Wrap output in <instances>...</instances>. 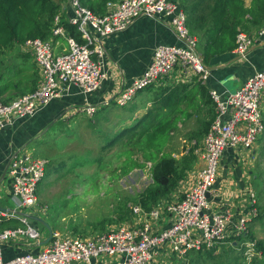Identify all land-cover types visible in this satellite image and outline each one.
I'll use <instances>...</instances> for the list:
<instances>
[{
    "label": "built area",
    "instance_id": "2783aa9c",
    "mask_svg": "<svg viewBox=\"0 0 264 264\" xmlns=\"http://www.w3.org/2000/svg\"><path fill=\"white\" fill-rule=\"evenodd\" d=\"M71 14L67 17L76 26L84 42L69 35L60 25V14L55 16L52 37L28 38L20 49L30 53L38 69L39 78L33 90L16 96L8 102L0 100V129L11 125L15 118L34 115L52 99L60 98L70 86H76L87 95L96 90L107 77L103 69L102 39L125 29L139 16L166 19V24L182 42L181 45H157L151 62L130 86L115 96L116 104H127L141 89L152 83L164 82L173 71L196 76L205 81L210 75L197 50V41L186 24V15L171 0L107 1L106 11L96 14L80 0H66ZM264 35V24L252 34L240 30L236 34L234 53L239 60H247L255 36ZM66 41V48L55 52L53 37ZM215 115L204 134L196 154L201 161L193 184L175 200L162 201L145 211L141 206H130L137 217L132 226L121 225L108 231L79 237L52 229L50 240L31 216L41 217L44 206L37 200L38 183L45 173L47 161L28 152L14 154L8 164L11 178L10 208L0 207V224L16 220L17 224L0 230V264H182L194 251L221 248L231 237L241 238L247 244V264L261 258L256 241L248 238L249 223L258 209L251 200L247 213L237 215L230 206L213 208L211 197L220 159L227 150H250L264 131V68L250 74L234 91H208ZM92 116L95 108H75L73 112ZM252 197L253 194L248 192ZM164 221L165 225L155 226ZM27 243V250L4 259L3 245ZM39 244L37 250L29 247Z\"/></svg>",
    "mask_w": 264,
    "mask_h": 264
},
{
    "label": "crops",
    "instance_id": "0c3cea01",
    "mask_svg": "<svg viewBox=\"0 0 264 264\" xmlns=\"http://www.w3.org/2000/svg\"><path fill=\"white\" fill-rule=\"evenodd\" d=\"M92 1L102 2L103 0ZM107 1L115 2L119 0ZM171 1L177 3L181 9L179 0ZM243 2L244 6L248 8L252 0H243ZM106 9L105 4L104 12ZM66 13L68 16L71 14L69 7ZM187 28L189 30V27ZM258 28L252 27L248 31L254 34ZM191 35L198 41L196 35ZM52 40L55 52H60L66 48V41L63 37L55 36ZM102 44L104 47L103 69L106 71L107 77L96 90L84 95L76 86H70L67 93L60 98L52 99L34 115L15 118L11 125L0 129V207L10 208L13 204L11 201V178L8 175V164L14 154L18 152L30 153L31 147L38 139V133L48 129L58 117L72 115L75 108L92 106L95 108L93 114L95 115L100 109L107 107L113 101L115 102L116 94L130 86L145 71L151 62L153 51L157 45H181L182 42L166 24V19L139 16L125 29L104 37ZM204 64L210 71V75L205 81L198 79L196 76L183 74L177 69L164 82L152 83L148 88L139 90L128 102L130 103L140 96L143 90L149 92L146 96L144 95V106L136 107L132 115L124 120H129L128 122H130L140 109H144L142 113L144 114L152 107L153 97L159 89L171 86L177 89V96L174 101L177 109L174 115L177 128L171 132L172 138L175 134H186L187 140H184L182 149H180L181 155L186 153L193 145H197L193 150L196 160L192 164V169L187 172L173 192L171 198L173 200L178 199L184 191L189 189L193 184L198 168L202 164L196 154V149L201 147L204 135L196 141L192 138L191 133L196 129L199 121L208 120L215 112L213 102L209 101L208 91L214 89L223 94L231 92L239 88L250 74L264 68V35L261 37L255 36L254 42L248 51L247 60H239L233 48L211 56ZM38 78L39 73L37 81ZM162 112L169 113L170 110L167 108L162 110ZM93 115L88 116L83 113V116L88 117L87 119H91ZM261 137L264 139L263 135L260 136L252 149L227 150L221 157L214 183L215 193L211 197L215 210H220L222 205L228 204L237 215L245 214L251 208V200H254V206L256 204L255 207L259 212V206L261 207L264 204V199H262L263 191H261L259 186V169H256L253 163L257 164L264 150V143H261ZM185 142L188 145H185ZM249 191L253 194L252 197L248 193ZM35 222L44 227L39 221L35 220ZM263 222L264 214L258 216L257 213L249 223V234L252 238L257 236V243L262 242V246H264V239L261 236V225ZM16 224V220L4 221V223L0 224V230ZM164 225V221L155 224L157 227ZM27 245L25 242L4 244V259L26 251ZM39 246V244H31L29 247L37 250ZM178 260L182 264L187 263V257Z\"/></svg>",
    "mask_w": 264,
    "mask_h": 264
},
{
    "label": "rangeland",
    "instance_id": "374dc122",
    "mask_svg": "<svg viewBox=\"0 0 264 264\" xmlns=\"http://www.w3.org/2000/svg\"><path fill=\"white\" fill-rule=\"evenodd\" d=\"M23 52L26 51L19 46L0 51V71L1 67L13 64L23 70L12 77L14 81L20 79L18 91L8 89L2 99L22 93L30 81L34 67L31 58L23 60L19 57ZM141 93L125 106L111 102L91 119L83 116V112L60 116L48 129L38 133L30 153L44 158L47 163L44 177L37 187V200L44 206L45 213H37L51 229L85 238L123 224L132 226L136 223L137 217L132 211L123 220H119L118 215L131 210L130 206L135 203L137 195L151 183V163L133 143L134 138L130 144L125 139L114 143L109 141L120 130L142 117L144 109H140L132 121H124L136 107L145 104L144 95L149 92L143 90ZM185 139L186 134H175L167 150L179 157ZM261 143H264V139ZM185 145L188 143L185 142ZM253 165L259 169V186L264 199V150L257 164ZM258 213L259 216L264 214V204L259 206ZM39 227L46 237V228ZM261 229L264 239V222ZM256 237L253 240L257 242ZM246 246L243 240L226 241L211 256L206 252L189 253L184 264H247L244 253Z\"/></svg>",
    "mask_w": 264,
    "mask_h": 264
},
{
    "label": "trees",
    "instance_id": "16d2710c",
    "mask_svg": "<svg viewBox=\"0 0 264 264\" xmlns=\"http://www.w3.org/2000/svg\"><path fill=\"white\" fill-rule=\"evenodd\" d=\"M80 1L93 12L101 14L104 12L107 0ZM179 4L186 15L187 27L191 34L197 36V49L199 47L198 51L203 62L211 56L233 49L239 30L248 31L252 27L258 28L264 24V0H252L248 8L244 6L243 0H179ZM66 10H68L66 0H0V51L19 46L28 38H51L55 26L54 19L58 14H60L59 24L66 32L79 42H83L76 26L68 22ZM19 57L23 60L31 58L34 67L30 81L26 84L24 91L18 94L21 95L35 88L38 69L30 53H20ZM22 71V67L15 64L1 67L0 100L8 102L18 96L2 99V95L8 89L18 91L20 79L14 81L12 77ZM176 96L177 89L174 86L159 89L153 97L152 107L136 123L123 128L109 141L114 143L125 139L126 143L130 144L134 138L133 143L138 146V150L146 161L151 163V183L137 195L134 203L145 211L152 209L163 200H171L173 192L187 172L192 169V164L196 160L193 150L197 144L179 157L173 156L172 152L167 150L173 136L171 132L177 128L174 116L177 112L176 102H174ZM209 101L211 102L210 97ZM167 108L170 112L163 113L162 110ZM214 115L215 112L208 120L197 123L196 129L191 133L192 138L198 141L207 132ZM127 213L132 214L128 209L127 212L118 215V219H125ZM248 238L253 239L250 234ZM235 239L237 238L231 237L230 240ZM238 239L241 240V238ZM256 247L261 251L262 257L254 260V264H264L262 242H256ZM195 252L198 254L206 252L211 256L214 251Z\"/></svg>",
    "mask_w": 264,
    "mask_h": 264
},
{
    "label": "water",
    "instance_id": "95a60500",
    "mask_svg": "<svg viewBox=\"0 0 264 264\" xmlns=\"http://www.w3.org/2000/svg\"><path fill=\"white\" fill-rule=\"evenodd\" d=\"M34 220H37V221H39L40 223H42L43 225H44V227L46 228V230H47V237L44 239V240H42L41 242L43 243V244H45V243H47L49 240H50V238H51V231H52V229H51V227L48 225V223H46L43 219H41L40 217H36V216H31Z\"/></svg>",
    "mask_w": 264,
    "mask_h": 264
}]
</instances>
